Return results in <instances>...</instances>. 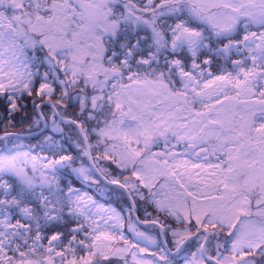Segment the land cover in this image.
I'll return each mask as SVG.
<instances>
[{
	"label": "snow or ice",
	"instance_id": "6c2138e0",
	"mask_svg": "<svg viewBox=\"0 0 264 264\" xmlns=\"http://www.w3.org/2000/svg\"><path fill=\"white\" fill-rule=\"evenodd\" d=\"M0 264H264V0H0Z\"/></svg>",
	"mask_w": 264,
	"mask_h": 264
}]
</instances>
